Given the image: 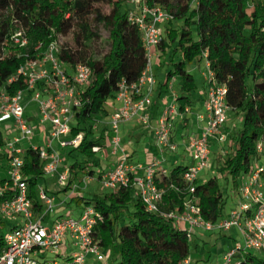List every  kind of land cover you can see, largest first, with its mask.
Returning a JSON list of instances; mask_svg holds the SVG:
<instances>
[{
	"label": "trees",
	"instance_id": "trees-1",
	"mask_svg": "<svg viewBox=\"0 0 264 264\" xmlns=\"http://www.w3.org/2000/svg\"><path fill=\"white\" fill-rule=\"evenodd\" d=\"M144 2L150 7L165 8L173 16L167 23L181 24L179 29H167L157 49L164 55L161 65L169 67L164 85L176 78L181 81L176 97L179 113L185 115L186 109L193 107L192 96L198 88L188 68L207 55L218 82L227 86L230 112L242 118L240 127L230 138L229 156L216 166L218 176L204 184L196 183L192 193L184 185L185 165H177L157 178L164 192L161 213H181L185 203L194 199L202 217L216 223L225 217L229 197L222 180L240 193L241 178L260 159L257 144L264 139V0ZM105 6L109 8L107 13ZM131 11L125 8L124 0H0V89L10 94L24 89L23 79L12 85L8 80L34 57L36 47L41 44V51H45L54 40L61 42L62 65L74 68L83 64L92 69V82L81 93L82 105L74 110L71 127V136L82 134L83 141L65 154L70 168L69 187L82 183L86 177L102 175L98 153L93 148L104 139L109 140L110 129L104 126L98 136L99 131L94 128L98 127L99 118L109 116L108 101L117 98L120 84L137 82L146 69L142 35L129 21ZM93 23L109 32L101 51L103 42L93 32ZM14 30L26 32L30 40L28 47L11 44L9 36ZM5 144L0 131V147ZM23 158L29 198L35 214L39 215L44 210L39 197L40 182L45 179L43 162L31 148ZM7 182L1 181L0 186ZM10 197L7 193L0 200ZM75 201L77 205L94 206L101 213L102 220L93 235L104 250L118 249L120 258L114 264H185L192 255L188 233L161 213L147 212L133 187ZM3 224L0 220V226ZM4 245V236L0 235V252ZM61 258L65 260L61 264H71L69 256ZM236 263L264 264V254L242 251Z\"/></svg>",
	"mask_w": 264,
	"mask_h": 264
},
{
	"label": "built area",
	"instance_id": "built-area-1",
	"mask_svg": "<svg viewBox=\"0 0 264 264\" xmlns=\"http://www.w3.org/2000/svg\"><path fill=\"white\" fill-rule=\"evenodd\" d=\"M135 3L139 12L129 13V21L137 26L142 35L146 51L147 66L139 80L128 84L123 81L117 94L120 106L112 113L108 123L110 129L109 141L115 153L121 150V124L136 120L144 126H150L148 110L157 86L153 67V59L164 38L163 26L173 20V16L161 6L145 4L144 0ZM9 40L13 46L26 48L30 44L28 35L23 30H14ZM41 44L35 48V55L25 65L20 67L8 84L17 83L20 79L25 82V88L14 94L0 89V125H4L8 135L17 132L16 138L6 140L0 147L9 162V179L0 186V196L11 194L10 198L0 200V215L6 218H17L21 225L11 229L4 236V248L0 252V264H61L57 258L69 256L71 264H87L90 258L103 262L106 257L104 249L95 239L93 232L102 220L101 213L94 206L86 205L78 216L66 214L56 219L50 227L43 221L55 209V198L44 187L39 188V197L43 203V213L38 217L29 198V184L23 174L25 150L20 148L23 141H31L39 130L49 124L50 134L44 145L30 143L33 151L39 154L43 162L45 176L58 175V184L71 189L86 188L90 178H84L80 184L69 187L70 168L65 164L62 150L78 148L83 135L71 136L74 122V110L80 108L81 93L88 87L93 78L92 69L80 64L76 67L62 65L59 59L61 42L54 40L45 51ZM207 78V102L205 113L200 119L205 122L202 131L192 137L187 143L186 150L192 163L187 167L183 176L184 185L191 193L195 190L199 174L210 169L212 141L224 145L228 140L225 127L231 111L227 103L228 89L220 84L215 73L211 70L207 55L204 56ZM35 104L38 111V123L27 115V108ZM188 112V110H186ZM176 104L169 106L158 121L154 130L157 145L169 153L177 152L178 146L172 141L171 119L178 116ZM101 146H95L93 151L99 153ZM259 156L264 153V139L257 144ZM260 160V159H259ZM102 175L98 177L101 188L118 193L122 189L133 187L146 207L152 214L161 213L164 192L157 184V178L169 171L160 161L150 165L133 164L125 154L117 160L113 170L101 168ZM238 207L230 215L213 223L206 221L194 199L185 203L183 212L161 213L168 220L188 233L189 238L195 229L213 231H229L237 228L243 235L245 246L225 254L221 264H237L236 257L242 251H252L264 254V165L255 168L245 176L240 189ZM187 224V227L183 225ZM50 253L55 258H45ZM189 257L185 264H191Z\"/></svg>",
	"mask_w": 264,
	"mask_h": 264
},
{
	"label": "crops",
	"instance_id": "crops-1",
	"mask_svg": "<svg viewBox=\"0 0 264 264\" xmlns=\"http://www.w3.org/2000/svg\"><path fill=\"white\" fill-rule=\"evenodd\" d=\"M165 31V30H164ZM155 59L157 60L156 62V67L157 64H159V59H158V50H157V55L155 57ZM205 60V59H202ZM199 60V63H201ZM201 68V65L199 64V69ZM189 72L192 74L191 70H189ZM202 76L205 79L206 85L204 87L203 92H201V94L198 95L196 101L193 104V107L191 109L187 108L186 110H188V112L185 115H181L179 114L178 116H174L171 119V128L173 130V134H172V141L179 146L180 148H182L181 151H179L178 153H169L166 149H161L156 142V138L154 135V130L155 128L158 126V121L161 118L162 114L164 113V111L167 109L166 107H168L166 104L168 103V101L170 100V96L168 95L170 90L174 88V86H177V84H181V82L179 81V78L174 79L173 81H171L167 86H165V83H160L157 79V86L154 90L153 93V97H152V101L153 99H156L157 105L155 104V106H153V102L148 110V116L150 118V126H144L143 124L137 122L136 120H131L129 122L123 123L121 124L120 127V137L122 140L121 143V150L118 151L117 153H115L114 149L111 147L110 141L106 138L103 141H101L100 146H101V151L98 153V155H101L103 157V159H100V163H101V168L106 169V170H113L116 167L117 164V160L119 158H121L122 156H124L125 154L128 156V158L130 159V161L133 164H141V165H150L156 161H160L163 165L164 168H166L167 170L171 171L173 169V167L180 165V162L182 161H187L189 160L190 162L187 163V167L192 163L191 158L186 150V146L187 143L189 142V140L198 135L203 127L205 126V122H203L199 117L200 115L205 113V106H206V102H207V87H208V83H207V78H206V71L202 74ZM172 96L177 97V95L179 94V91L176 90H172ZM120 106V103L118 102L117 98L113 99L112 102H110L109 106H107V110L109 112V116L106 118H99V122H98V136L101 132V130L103 129L104 126L108 127V123L110 120V116L112 115V113ZM155 107V108H153ZM231 112H229L230 114ZM27 115L29 118H32V120H34V123L37 124L38 123V111H37V107L35 104H30L28 105L27 108ZM74 124V122H73ZM229 127V128H228ZM233 128L237 127L236 124L232 125ZM50 125L48 126V129L45 127V129H41L37 132L36 137L31 140V141H23L19 146L20 148H22L23 150H28L30 149V143H34L37 145H44V144H40L39 142L41 141V136L40 134H44L49 136L50 134ZM228 129H230V126H228V124L225 127V131L226 133L229 134ZM6 130V128H5ZM17 133V132H16ZM123 133V134H121ZM18 136H15L13 138H16ZM47 137L44 138V141L46 140ZM148 139H153L157 145L156 149L158 150V155L156 157H154L153 161L151 163H148L146 160V163H143L140 160H137L138 158V154L139 151H142L144 153H146V155H151L152 152L148 151L147 149V142ZM5 140H7L5 138ZM219 144L216 140L212 141V147H211V154L214 153L217 149L225 146ZM178 147V148H179ZM139 149V150H138ZM178 151V149H177ZM67 150H62V153L66 154ZM101 157V158H102ZM174 159L178 160L177 163H174ZM65 164L69 166L68 164V160L65 156ZM5 174V176L3 175ZM49 177L48 180L45 181V184L41 186L44 187L48 193L55 198V210H62L61 212V216H64V214H68L67 212L69 210H71L72 208L70 207V205L67 203L66 200L62 201L58 198V196L56 197V195L54 193H50L49 192V188L51 187H60L61 185L58 184L57 179L55 177L52 176H47ZM204 178V177H203ZM9 179V162H8V158L6 156H4V154H0V182L3 180H8ZM245 180V177H243V182ZM90 182L93 183V187L89 188L87 191V194H89L90 196H92V198L96 195H101L100 190H102L101 188V184L100 181L98 179V177H94V178H90ZM200 182L199 179L197 180V183ZM74 184H77L74 183ZM73 184V185H74ZM63 187V186H61ZM91 189V190H90ZM65 192V194L67 195L66 192H70L69 194V198L74 201V203H76V199L78 198H86V194H84V192H82V190L80 188L77 189L76 193H73L71 191V189L68 188H64L63 190ZM77 204V203H76ZM84 204V203H83ZM82 204V205H83ZM82 205H77L79 208V211H77L78 213L74 216H78L82 210L84 208H82ZM85 205H87L85 203ZM67 206V207H66ZM43 213V212H42ZM41 213V214H42ZM36 215V216H40ZM70 214V213H69ZM72 214V213H71ZM0 220L4 221V224L2 226H0V228H4V225L6 224V221L4 220V216L0 215ZM59 217H55L54 220L51 222L52 226L54 224V222L56 221L57 218ZM51 217L47 216L46 219L44 221L49 220ZM227 217H224L223 219H225ZM21 221V220H20ZM22 223V221H21ZM18 224H14L12 227H10L7 231V233L21 225ZM49 226V227H50ZM184 227H187V224L183 225ZM238 233L241 234V236L243 237L242 233L239 231ZM193 235L195 236V246L194 249H192V255H191V264H211V261L213 259V255L212 252L209 253H203V251L205 250L208 242L206 241L207 239V234H205V232H193ZM218 237L223 239V240H229V241H236V235L237 232H232L230 230L229 231H220L217 233ZM213 237V236H212ZM209 238V239H213V238ZM208 240V239H207ZM220 240V239H219ZM216 240V244H218V241ZM118 252V250H117ZM226 252H224L221 257L218 259L217 264H221L223 261V258L225 256ZM88 263H95V260L93 258L89 259Z\"/></svg>",
	"mask_w": 264,
	"mask_h": 264
},
{
	"label": "rangeland",
	"instance_id": "rangeland-1",
	"mask_svg": "<svg viewBox=\"0 0 264 264\" xmlns=\"http://www.w3.org/2000/svg\"><path fill=\"white\" fill-rule=\"evenodd\" d=\"M124 1H125V8H131V9L139 12V6L135 3V1L138 2L139 0H124ZM170 1H172V0H166V4L169 3ZM103 9H104V12H106V13L109 11V8L107 6H105ZM180 26H181L180 23H174L173 25H171L169 23H165L164 26H163V29L166 32L168 28L179 29ZM92 29H93V32L96 33L101 38V40L103 42L101 44L100 49H99V51H101V50H103L104 43L109 38V32L102 25H97L95 23H93ZM165 38L167 39V36H165ZM96 51H98V50L95 49V52ZM158 59H159V64H157V67H156L157 60L155 58L153 59V67H154V72H155V75H156V79H158V81L163 84V83L166 82L167 71H168L169 67H168L167 64H165L164 66L161 65V63H162V61L164 59V55L162 54V52H158ZM200 62L201 63H199V60H198L194 64L189 66V68H188L189 70H191L192 74L195 76L196 83H197V86H198L197 90L193 93V96H192L194 102L196 101L198 95L201 94V92H203L204 87L206 85L205 79L202 76V74L206 71L205 60H202ZM199 64L201 65L200 69H199ZM179 81H180V79H179ZM169 90H170V92H169L168 95L170 96V100L168 101V103L166 105L169 107L171 105L176 104L177 107H178V104L176 102V97L172 96L171 93H172V90L180 91V83L177 84V86H174V88L169 89ZM112 100L113 99H110L108 101L107 106H109V104H110V102H112ZM152 102L154 104L153 106H155V104L157 105L156 99L155 100L153 99ZM168 107H166V108H168ZM153 108H155V107H153ZM241 119H242L241 116L239 114H236V113H232L231 112L228 115L227 124H228V126H230V129H228V131H229V141H228V143H226L225 146L217 149L214 153L211 154L210 169L207 172H202V173L199 174V177H198V179L200 181V182H198L199 184H204L209 179H211V178H213L215 176H218V173H217V170H216V166L218 165V162H222L224 159H226L229 156L230 138L235 132H237L238 128L240 127V124H241V121H242ZM234 124H236L237 127L233 128L232 125H234ZM48 126H49V124L45 125V127L47 129H48ZM94 130L97 132L99 129L95 127ZM0 131L3 132V134H4L6 139H11V138H13L15 136H19V134L16 133V132L11 133L10 136H9L8 132L5 130V126L4 125H0ZM173 133L174 132L172 130V134ZM121 134H123V133H121ZM40 136H41V141L39 143L40 144H44L45 143L44 138L47 137V135L40 134ZM156 147H157V145H156L155 141L153 139H148V142H147V148L148 149L147 150L151 151L152 154L151 155H146V153H144L142 151H139L137 160L141 159V161L143 163H146V160H147L148 163H151L153 161L154 157H156L158 155V150L156 149ZM181 150H182V148L179 147L177 153L179 151H181ZM101 157H102L101 155L97 156V158L99 160L103 159V157L102 158ZM177 161L178 160L174 159L173 162L177 163ZM188 162H190V161L189 160H187L186 162L182 161V162H180V165H185L186 166ZM263 165H264V153H262L260 155V160H258V161H256L254 163V167L255 168H259V167H261ZM3 175L5 176V174H3ZM53 177H55L58 180V175L53 176ZM48 178L49 177L45 176V179L42 180L40 182V184L44 185L45 181L48 180ZM77 184H79V183L77 182ZM222 184L226 188L225 189L226 190L225 191L226 195L229 196L228 200H227V204H226V206L224 208V215H225V217H228L230 215L231 211L238 207V204H239V201H240V195H239V193L237 194L235 191H233L231 189V187L229 185H227V183H225V181L222 180ZM242 184H243V178H241V180H240V189H241ZM92 187H93V183L88 181L86 188L82 189V192H84V194H86V198L87 199H92V196L87 194V192H88L87 190L89 188H92ZM63 190H64V186L63 187L60 186V187H51V188H49V192L50 193H54L55 195L57 193L56 197L58 196V198L60 200H62V201L66 200L67 203L70 205V207L72 209L69 210L67 213L68 214L72 213V215H76L78 213L77 211H79L80 207H78L77 204L74 203V201H72L69 198L70 192L69 191L66 192L67 193V195H66ZM100 192H101V194H103L105 192H110V191L102 189V190H100ZM85 206L86 205L84 203L82 205V208H84ZM61 211L62 210L53 211L50 214L51 218L49 220H47V221H43V225L46 226V227H49L51 225V222L54 220V218L55 217H59L61 215V213H62ZM4 220L6 221V224L4 225V228H0V235H3V236H5L7 234L8 229L10 227H12L14 224L18 225V224L21 223L20 219H17V218H6V217H4ZM231 231L232 232H237L236 241L223 240V239L219 238L217 233L220 232V230H218V229H215L213 231H206L204 229H195V232H205V234H207V239L208 240L206 239V241L208 242V244H207L205 250L203 251V253L212 252L213 259L211 261V264H217L218 259L221 257V255L224 252L228 253V252L236 249L237 247H242L243 248L245 246L244 238L241 236L240 233H238L239 230L237 228H233ZM229 232H230V230H229ZM211 237L213 239H209ZM194 239H195V236L192 234L191 235V239H190L191 240V248L192 249H194V246H195V240ZM216 240H219L218 244H216V242H217ZM117 250L118 249L105 250L104 254H105L106 259L103 262L95 261V263H87V264H114V260L120 258L119 252H117ZM45 258L54 259L55 257L52 254H50V253H46L45 254ZM57 260L59 262H64L65 261L62 258H57Z\"/></svg>",
	"mask_w": 264,
	"mask_h": 264
}]
</instances>
